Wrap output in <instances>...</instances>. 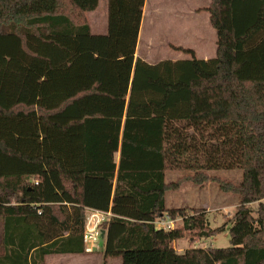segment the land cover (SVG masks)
<instances>
[{
  "label": "trees",
  "instance_id": "trees-1",
  "mask_svg": "<svg viewBox=\"0 0 264 264\" xmlns=\"http://www.w3.org/2000/svg\"><path fill=\"white\" fill-rule=\"evenodd\" d=\"M208 1L216 56L151 65L135 57L145 0H106L105 35L86 19L99 0H0V264L84 254L86 210L111 214L104 259L264 264V0ZM167 171L241 172L222 186L238 196L229 247L175 251L225 226L167 209ZM165 217L181 225L156 229Z\"/></svg>",
  "mask_w": 264,
  "mask_h": 264
},
{
  "label": "rangeland",
  "instance_id": "rangeland-1",
  "mask_svg": "<svg viewBox=\"0 0 264 264\" xmlns=\"http://www.w3.org/2000/svg\"><path fill=\"white\" fill-rule=\"evenodd\" d=\"M200 9L201 5L194 3L192 0H146L140 26L141 37L137 50L138 55L150 58L153 61L173 58L175 54L172 52L177 51V48H181L179 46H182L184 40H186L184 28L195 26L196 20L193 19L198 18ZM67 13L74 22L79 21L76 12L67 11ZM191 33L193 34L194 31ZM191 42L196 45L191 44L188 48H194L196 51L202 49L197 45V41L192 40ZM178 54L180 58L189 59L186 54ZM209 96L212 105L217 97L212 91ZM115 157L118 158L117 155ZM207 174L211 180L199 186L184 179L189 175L186 172L167 171L165 173L164 181L167 186L179 185L177 189L171 188L165 193V206L167 209L186 208L188 213H190V210H203L210 229L225 226L223 233L211 238L203 237L199 232L184 233L183 237L174 244L176 252H184L188 248L229 247L227 230L230 228L232 217L238 206V196L233 192L223 191L222 186L228 184L233 187L238 186L242 178L241 172L214 171ZM262 202L264 203V199ZM247 207L253 211L255 216L258 203L250 204ZM176 225H181V219H177ZM95 249L97 250V248Z\"/></svg>",
  "mask_w": 264,
  "mask_h": 264
},
{
  "label": "crops",
  "instance_id": "crops-1",
  "mask_svg": "<svg viewBox=\"0 0 264 264\" xmlns=\"http://www.w3.org/2000/svg\"><path fill=\"white\" fill-rule=\"evenodd\" d=\"M192 1H194V3H198L199 5H201V9L198 18L195 17V19H193L196 20L195 26L184 28L186 31L184 34L186 40H184V44L179 47H181L184 50L193 51L196 59L207 61L209 59L214 58L216 56V51H217V46H216L217 34L216 31L210 25L209 22L210 14L207 11L210 2L208 0H192ZM86 19L90 27V31L93 35H105L107 32L106 0H99L97 9L93 12L87 13ZM199 21H201V23H199ZM192 31H194L193 34L191 33ZM140 37H141V29L139 30L135 57L151 65L160 62L161 60L153 61L150 58L140 57L138 55L137 50L140 42ZM187 37L189 38L188 40ZM189 40L197 41L198 42L197 45H199L202 49L200 48L201 49L200 51H196V49L194 48H188V46L191 44L196 45L193 42L190 43ZM175 52H172L173 54H175L173 58L170 59L168 58L165 60H171V61L188 60L187 58H180L178 56L179 55L178 53L181 54L182 52L179 51H175ZM104 244H105V233L103 237L99 238L97 250L95 249V251L92 254L84 253L78 255H51L45 257L44 264H121V260L119 258H108V259L103 258ZM174 244L175 243H173L172 245L173 248H174ZM177 253L181 254L183 252L179 251Z\"/></svg>",
  "mask_w": 264,
  "mask_h": 264
},
{
  "label": "built area",
  "instance_id": "built-area-1",
  "mask_svg": "<svg viewBox=\"0 0 264 264\" xmlns=\"http://www.w3.org/2000/svg\"><path fill=\"white\" fill-rule=\"evenodd\" d=\"M111 214L109 212H99L93 210H86L85 213V226L83 230V245L85 253H92L97 248V242L101 237V226L104 222H107ZM177 219L170 220L167 217L165 219H159L155 222V228L158 230H172L177 225Z\"/></svg>",
  "mask_w": 264,
  "mask_h": 264
},
{
  "label": "water",
  "instance_id": "water-1",
  "mask_svg": "<svg viewBox=\"0 0 264 264\" xmlns=\"http://www.w3.org/2000/svg\"><path fill=\"white\" fill-rule=\"evenodd\" d=\"M103 236H104V231L101 232V237H103Z\"/></svg>",
  "mask_w": 264,
  "mask_h": 264
}]
</instances>
